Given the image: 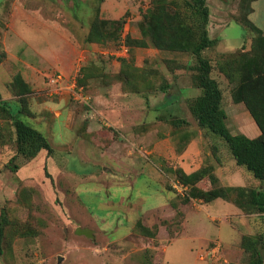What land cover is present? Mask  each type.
I'll list each match as a JSON object with an SVG mask.
<instances>
[{
    "label": "rangeland",
    "instance_id": "1",
    "mask_svg": "<svg viewBox=\"0 0 264 264\" xmlns=\"http://www.w3.org/2000/svg\"><path fill=\"white\" fill-rule=\"evenodd\" d=\"M183 1L174 0L179 7L170 5V8L183 12ZM247 1L206 0L209 9L208 35L215 42L213 47L203 52V56L211 62L213 69L210 76L222 90V107L229 131L255 138L257 128L247 108L233 101L231 92L234 84L216 69L220 56L250 51L253 32L240 22L242 13H250L251 0ZM151 5V0H0V62L6 60L0 65V77L7 80L14 71V59L7 61L3 51L4 42L11 47L13 55L23 60L26 58L24 50L30 51L29 43L39 45L44 37L49 38L50 31L35 26L48 21L50 27L67 33L76 43L82 60L75 78L82 66H87V70L91 71L90 76H93L85 79L78 92L75 79L71 77L67 80L63 73L49 68L43 73L44 78L48 74L49 77L62 74L64 81L60 85H53L46 78L49 106L55 103L50 99L60 96L63 87L67 86L70 92L68 105L81 110L91 109L93 116L101 118L98 117L97 123L105 135L96 141L90 138L84 140L79 137L78 131L67 130L51 116L48 133L41 122L20 113V118L26 124L48 138L53 149L49 155V175L43 173L25 184L11 171L13 166L25 163L15 154L13 136L9 139L7 131H0L6 135L5 144L0 139V210L6 207L16 228L25 233H8L9 245L0 256V264H213L197 258L199 246L196 240L203 236L207 241L218 240L222 245L231 240L229 236L236 234V231L228 226L234 227L232 217L223 209L226 202L233 203L222 199L211 203L192 198L184 201L188 197L189 187L175 173L180 168L178 158L187 152L195 154L187 157L189 172L186 174L211 166L215 177L216 170L218 174L221 173L222 181L227 177L231 184L232 178L243 180L249 175V179L239 183L250 188L264 186L244 168H238L225 142L199 127L191 115L189 102L200 94L192 80L193 71L189 68L194 59L186 53L133 45L143 37L139 25ZM253 7L256 10L250 13L248 20L264 34V0L252 3ZM14 9L24 10L26 15H31L30 19L24 20L35 27H25L18 18L12 21V15L9 21ZM97 17L108 21L123 19L116 41L105 44L85 42L90 25ZM122 58H132L133 67L138 70L128 75L143 76L133 81L137 92L132 91L119 75ZM1 88L2 83L0 95L4 96L5 91ZM76 94L85 100H77ZM25 105L27 108L28 103ZM12 106L20 109L19 103L13 102ZM110 108L116 110L113 116L121 122L120 126L113 125L97 113L102 109L109 111ZM30 109L32 113L35 112V104ZM175 118L186 120L187 125L173 126L171 120ZM158 142H163L164 147ZM129 150H132L133 162L129 158H116V153ZM145 164L155 168L159 166L164 171L166 190L142 169ZM217 180V184L222 186L218 177ZM175 182L186 187L184 195L176 193L173 187ZM195 182L200 188H212L207 177L198 178ZM171 196L183 206L182 211L170 217L157 218L155 224L148 227L156 228L154 237L144 236L139 229L132 228L131 224L138 221L145 226L142 214ZM185 209L191 215L200 210V221L192 228L194 244L191 249H187L190 241H183V238L170 243L171 238L179 237L182 233ZM244 214L249 215L244 221L245 226L236 227L240 228L241 238L264 232L262 216L257 213ZM77 228L91 230L93 237L77 235ZM163 246L167 247L166 253L162 250ZM240 249L242 252L237 253L236 257L227 256L228 264H246L247 258Z\"/></svg>",
    "mask_w": 264,
    "mask_h": 264
},
{
    "label": "trees",
    "instance_id": "2",
    "mask_svg": "<svg viewBox=\"0 0 264 264\" xmlns=\"http://www.w3.org/2000/svg\"><path fill=\"white\" fill-rule=\"evenodd\" d=\"M151 1L152 5L143 14L139 25L143 37L133 45L139 48L152 47L161 51L186 53L194 59L193 65L189 68L193 71L192 80L194 86L200 90V94L189 102L188 109L191 115L199 127L225 142L237 166L244 168L255 180L264 185V34L248 20L253 10L252 3L257 0H251L250 13H242L240 21L253 32L250 51L222 55L216 61L217 71L234 84L231 92L234 103L244 104L257 126L260 133L255 138H248L243 134H232L226 125V113L222 107V90L217 81L210 76L213 69L211 62L203 56V52L213 47L215 42L208 35L209 9L206 0H184L183 12L170 8V5L179 7L174 0ZM122 24V18L108 21L97 17L90 25L85 42L105 44L112 40L116 41ZM120 60V77L124 83L128 84V87L133 89L132 91L137 92L138 88L133 81L142 79L143 76L132 75L133 71H138L132 65V58ZM129 72L132 74L128 75ZM90 75L91 71L87 70V66H82L75 78V86L78 89L82 88L85 79L93 77ZM9 88L10 92L17 97L20 109H15L10 101H0V119L2 120L0 131H7L9 139L13 136L15 154L23 158L24 162L34 159L42 150L46 151L48 156L51 155L53 149L47 138L20 118V113H28V107L26 108L25 105L27 94L30 92L28 85L17 74L10 82ZM171 123L175 127L187 125V121L181 118L172 119ZM5 137V134L0 133L2 142ZM18 168L19 165L13 166L11 171L15 173ZM175 173L181 182L189 187L188 197L184 198V201L188 202L190 198L204 203H211L216 199L230 201L242 212L257 213L264 221V189L219 186L211 166L202 167L190 174H186L179 168L175 170ZM205 177L208 178L212 188H200L196 184V179H205ZM134 227L147 237H154L157 233L156 228L153 230V228L145 227L139 221ZM19 230L21 229L16 228L15 223L8 216L6 207H3L0 210V256L9 245L8 233L25 234ZM240 247L247 258L246 264H263L264 232L255 236L244 235L241 238Z\"/></svg>",
    "mask_w": 264,
    "mask_h": 264
},
{
    "label": "crops",
    "instance_id": "3",
    "mask_svg": "<svg viewBox=\"0 0 264 264\" xmlns=\"http://www.w3.org/2000/svg\"><path fill=\"white\" fill-rule=\"evenodd\" d=\"M255 10H256L255 7H253L252 13H254ZM29 12L31 13L32 11ZM11 15L13 17L12 21H15V18L21 19L23 21L24 26L27 28L36 26V28L38 29H42L44 31H50L49 34L50 39L47 36L44 37L43 41H40L39 45L29 43L28 48L30 49V51L24 50L25 53L23 54H25L26 58L23 60H19L15 55H13L11 47L4 42L3 45L4 54L7 55L6 56L7 61L14 59L13 60L14 65H12L14 71L11 72V77H9V79L7 80L0 77V83H2L1 89L5 91L4 96L0 95V101H10L11 103L13 102L18 103L16 100L17 97L10 92L9 84L12 81L13 77L19 74L22 77L23 81L28 85V88L30 90V92L27 94V103H28L27 114L30 117H32L35 121L41 122V124L45 126V130L48 131V133H49V116H51L52 120L60 121L67 130L78 131L79 137L84 140L90 138L96 141L99 140L102 136H105L103 135L104 133L100 131V128L98 127V123H97L101 118L99 116H93L91 109L81 110L78 107H71L68 105V98L70 96V92L67 86L63 87L60 96H58L56 99H50L53 100L55 103L52 107L49 106V94H48L49 85L46 84L47 79L44 78L43 73L49 71V68L51 69L55 68L56 70L63 73L67 80H70L71 77L72 79H75V74L78 71L80 60H82V57L79 56L80 53L77 52L78 49L76 43H73V41H71L67 33L65 32L62 33L61 31L57 30V28L55 29L53 26L50 27L48 21L44 20L42 21V24L40 22L39 25L35 24V26L25 22L24 19L26 20L30 19L31 15L29 14L26 15L24 10L15 11L14 9L10 14L9 21L12 18ZM5 62L6 60L4 62H0V65L4 64ZM33 104H35L36 111L32 113L30 107ZM97 113L98 114L100 113L103 117H106L108 120H110V122L113 123V125H117V126L121 125V122L116 117L113 116V114L117 113L116 110H114V108H110L109 111L102 109L101 111H97ZM0 123L2 124L1 119H0ZM255 133L259 135L260 132L258 128L257 131H255ZM96 143L98 145L100 144V142H96ZM158 145L163 146L164 143L158 142ZM161 153H159L158 155L159 158ZM194 155L195 154L191 155L190 152H187L185 153V155L181 156L180 159L178 158L177 163H179V167L185 173L189 172L187 170L189 168L187 157ZM131 156H132V150H129V152L121 153V154L116 153V158H129L130 162H133L131 160ZM49 159L50 158L47 155L46 151L42 150L38 153V155L34 159L19 165V168L17 169L14 175L15 177L18 178L20 182H23L25 184H29L30 182H32V180L35 177H39V175L43 173L49 175ZM195 159L198 158L196 157ZM53 165L54 163L52 162V167ZM55 169L56 168L54 167L53 170L55 171ZM142 169L147 174H149V177L152 180L156 181L163 190H166L165 174L164 171L159 169V166L155 168L150 164H145ZM218 173L219 172L216 170V174L217 177L219 178V182L224 187H228V186L247 187L245 184L241 185L239 181L240 182L246 181L249 175H246L243 180L235 176L236 180L232 178V183L230 184V182L227 180L228 179L227 177L225 178V180L228 182H226L225 180L222 181V179L224 178L221 176V173L220 174ZM233 182L236 184H234ZM260 188L263 189L264 186L263 187L261 186ZM226 204L227 205L224 207L223 210L224 211L226 210L225 212L228 213V216L232 217L231 222H233L234 224V227H232L231 225L228 226L231 227L234 231H236L237 235L233 234L229 236L231 240H229L226 244H223L222 254L225 258H227V256L229 255L231 258H233L236 257L237 253L241 254L242 252V250L239 247V240L241 238L240 237L241 234H239L240 228L236 229V227L237 225H239L238 227L245 226L246 223L244 224V221L249 215H245L244 213H242V211L239 208H237L235 205L231 203L226 202ZM181 207L183 206H180L178 200H176L175 197L171 196L166 199H163L161 204H158L148 209L144 214H142L141 217L144 225L147 227H151L152 225L155 224L157 218L159 217L163 218L165 216L168 217L173 216L177 211H182ZM199 211L200 210L195 211L191 215L187 209L184 210L185 215L183 220L182 233L179 234V237L171 238L170 243H175L177 240L183 238V241H190V244H188L187 249L192 248L194 244V237L192 236V231H193L192 228L194 227V225H197L198 222L200 221L199 220L200 216L198 215ZM233 218H235V220L238 219L237 222H235ZM131 225L133 228L135 224L134 225L131 224ZM196 241L199 246L197 250L205 248L207 245H209L212 242V241H207L206 239H204L203 236L197 238ZM162 250L164 253H166L167 247L163 246Z\"/></svg>",
    "mask_w": 264,
    "mask_h": 264
},
{
    "label": "built area",
    "instance_id": "4",
    "mask_svg": "<svg viewBox=\"0 0 264 264\" xmlns=\"http://www.w3.org/2000/svg\"><path fill=\"white\" fill-rule=\"evenodd\" d=\"M121 49L122 48H120V50ZM121 51L126 52L123 49ZM46 78L48 79V83L53 84V85L54 84L60 85L61 83L64 82L62 74H54L51 77H49V74H48ZM80 90L81 89H78V92ZM76 99L79 101L85 100L82 98V96L80 94H76ZM173 187L176 190V193H178L180 195H184L186 193V187L179 184L178 182H175L173 184ZM222 250H223V245L218 240H214L209 245H207L205 248L199 249V251L197 252V258L201 261H209L213 264H218V263L228 264V261L226 260V258L222 254Z\"/></svg>",
    "mask_w": 264,
    "mask_h": 264
},
{
    "label": "water",
    "instance_id": "5",
    "mask_svg": "<svg viewBox=\"0 0 264 264\" xmlns=\"http://www.w3.org/2000/svg\"><path fill=\"white\" fill-rule=\"evenodd\" d=\"M75 233L77 235H84L89 238L93 237L92 231L87 228H77Z\"/></svg>",
    "mask_w": 264,
    "mask_h": 264
}]
</instances>
